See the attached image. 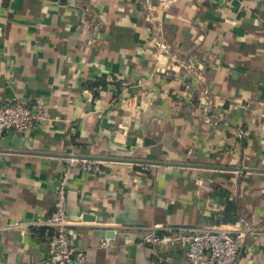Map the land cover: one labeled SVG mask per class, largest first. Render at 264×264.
Segmentation results:
<instances>
[{"label":"crops","instance_id":"0c3cea01","mask_svg":"<svg viewBox=\"0 0 264 264\" xmlns=\"http://www.w3.org/2000/svg\"><path fill=\"white\" fill-rule=\"evenodd\" d=\"M152 5L0 0V102L49 118L0 140V264H51L43 221L71 155L109 175L68 169L71 238L89 264H188L179 246L139 244L150 226L243 231L236 264H264V0ZM102 76L94 98L82 83ZM96 226L115 231L109 247L77 232Z\"/></svg>","mask_w":264,"mask_h":264},{"label":"built area","instance_id":"2783aa9c","mask_svg":"<svg viewBox=\"0 0 264 264\" xmlns=\"http://www.w3.org/2000/svg\"><path fill=\"white\" fill-rule=\"evenodd\" d=\"M152 1L143 0V5L149 11L153 9ZM146 20L152 21V17L148 16ZM154 44L158 50H165L167 47L159 39ZM130 103V99H121L123 108ZM48 120L43 105L16 99L0 102V140L8 134L27 135ZM66 161L67 170L56 185L51 210L43 221L49 233L47 261L51 264H89L85 250L72 243L73 228L80 222L71 221L67 213L68 169L75 168L84 174L105 178L109 175L102 162L95 159L71 155ZM244 239L243 231L217 227L150 226L137 240L153 252L179 246L183 249L188 264H236ZM100 246L107 248L110 244L108 240H101Z\"/></svg>","mask_w":264,"mask_h":264},{"label":"trees","instance_id":"16d2710c","mask_svg":"<svg viewBox=\"0 0 264 264\" xmlns=\"http://www.w3.org/2000/svg\"><path fill=\"white\" fill-rule=\"evenodd\" d=\"M107 84L109 83L106 80V76H102L94 81L82 83V87L92 91L94 98H96L99 96V91L104 89ZM214 192L223 194L225 199L224 209L222 212V216L220 217V221L223 223H234L238 219L237 205L235 201L229 200V193L217 184H215L214 186Z\"/></svg>","mask_w":264,"mask_h":264},{"label":"water","instance_id":"95a60500","mask_svg":"<svg viewBox=\"0 0 264 264\" xmlns=\"http://www.w3.org/2000/svg\"><path fill=\"white\" fill-rule=\"evenodd\" d=\"M83 221L95 223V217L90 214H84ZM77 232L79 234L94 237L99 240H111L115 236L114 230L110 228L99 227V226L79 229ZM71 236H73V233L71 234ZM72 243L73 245H77V246L82 245V241L77 242L76 240H72Z\"/></svg>","mask_w":264,"mask_h":264}]
</instances>
